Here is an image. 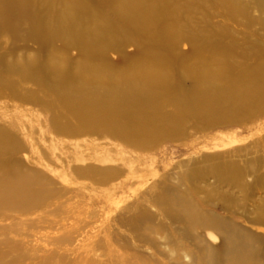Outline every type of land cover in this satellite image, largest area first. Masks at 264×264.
Returning a JSON list of instances; mask_svg holds the SVG:
<instances>
[{
  "label": "bare ground",
  "instance_id": "1",
  "mask_svg": "<svg viewBox=\"0 0 264 264\" xmlns=\"http://www.w3.org/2000/svg\"><path fill=\"white\" fill-rule=\"evenodd\" d=\"M247 3L0 0V107L19 109L5 107V101L42 106L51 115L55 135L108 137L135 153L151 149L157 135L177 137L190 120L196 131L205 132L264 115V0H255L257 19ZM217 14L238 22L243 30L224 31L213 22ZM257 25L262 31L255 30ZM185 44L190 51L182 54ZM129 48L135 53L129 54ZM73 51L77 57H71ZM114 55L118 62L112 61ZM69 119L77 120L78 126L66 124ZM15 128L0 125V206L25 215L36 209L45 193L21 170L19 161L6 158L17 153ZM224 158L208 156L207 168L190 169L187 182L169 186L166 180L159 186L155 203L174 232L164 225L156 230L154 217L142 205L129 211L133 215L128 224L138 240L153 247L156 242L142 232L163 234V244L175 249L174 260L167 263L129 246L120 253L114 246L113 261L184 264V254L190 264H264V206L257 217L245 216L248 225L258 227L254 230L202 208L184 190L190 185L201 194L200 185L208 187L207 179L213 177L245 198L253 195L264 181L259 169L263 162L255 161L245 171ZM76 174L101 176L106 184L117 171L89 168ZM250 175L255 181L251 187L245 183ZM214 235L219 246L208 240Z\"/></svg>",
  "mask_w": 264,
  "mask_h": 264
},
{
  "label": "rangeland",
  "instance_id": "2",
  "mask_svg": "<svg viewBox=\"0 0 264 264\" xmlns=\"http://www.w3.org/2000/svg\"><path fill=\"white\" fill-rule=\"evenodd\" d=\"M246 1L257 19L260 15L254 8L255 0ZM213 22L222 25L224 31L233 27L239 32L243 30L238 22L227 21L223 14H217ZM257 27L255 30L262 31V25ZM185 45L186 48L180 49L182 54L190 51V46ZM127 52L134 54L135 49L129 48ZM71 57H77V52L73 51ZM118 60L114 55L112 61ZM188 84L190 86V82ZM2 104L19 108L18 111L0 107V125L16 126L12 135L17 153L6 158L14 164L19 161L21 170L32 178L33 183H39L37 188L45 193V199L34 205L36 209L25 215L0 206V258L4 260L3 264H118L110 257L114 246L116 250L121 248L120 253L129 246L169 263L168 259H175L172 256L175 249L163 244V234L142 232L144 237L156 242L153 247L138 240L128 224L133 215L129 214L132 207L133 210L137 205L146 207L144 210L155 219L156 230L164 225L174 232V227L155 203V195L161 191L159 186L164 181L167 180L169 186H177L182 180L187 182L190 169L207 168L204 160L208 156L221 155L227 162H237L245 171L251 163L262 161L259 169L264 174V115L244 119L237 123L239 125L209 128L205 132L196 131L195 122L190 120L177 137L157 135L152 139L151 149L135 153L108 137L68 139L55 135L50 130L51 115L42 106L21 107L8 101ZM66 124L77 127L79 123L69 119ZM89 168L115 169L117 174L106 184L102 183L104 178L101 176L80 177L76 174L78 169ZM30 170L35 171V175ZM245 183L251 187L255 183L254 177L248 176ZM207 184L208 187L200 185L201 194L190 185H184V190L202 208L241 226L252 227L245 216L257 217L258 208L264 206V181L248 198L238 189L220 186L213 177H208ZM209 239L213 245H220L219 237L214 235ZM182 263L190 264L184 254Z\"/></svg>",
  "mask_w": 264,
  "mask_h": 264
}]
</instances>
